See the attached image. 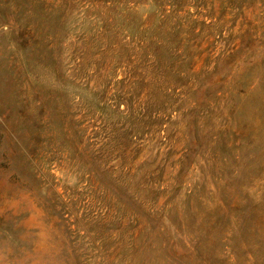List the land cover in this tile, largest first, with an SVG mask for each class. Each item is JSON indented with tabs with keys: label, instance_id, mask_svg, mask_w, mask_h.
<instances>
[{
	"label": "rangeland",
	"instance_id": "rangeland-1",
	"mask_svg": "<svg viewBox=\"0 0 264 264\" xmlns=\"http://www.w3.org/2000/svg\"><path fill=\"white\" fill-rule=\"evenodd\" d=\"M157 1L0 0V264H264V0Z\"/></svg>",
	"mask_w": 264,
	"mask_h": 264
},
{
	"label": "trees",
	"instance_id": "trees-1",
	"mask_svg": "<svg viewBox=\"0 0 264 264\" xmlns=\"http://www.w3.org/2000/svg\"><path fill=\"white\" fill-rule=\"evenodd\" d=\"M154 1L158 2L157 0H154ZM160 6L163 8L162 4H160ZM170 6H172V5H170ZM162 12H164V10ZM129 59H128V63H130V65H131V61ZM127 82L130 85L131 84H136L137 82H139V72L136 71V69H130V72H129L128 77H127Z\"/></svg>",
	"mask_w": 264,
	"mask_h": 264
}]
</instances>
